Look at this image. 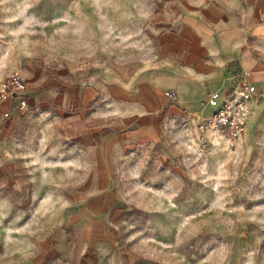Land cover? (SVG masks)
Here are the masks:
<instances>
[{"label":"rangeland","instance_id":"374dc122","mask_svg":"<svg viewBox=\"0 0 264 264\" xmlns=\"http://www.w3.org/2000/svg\"><path fill=\"white\" fill-rule=\"evenodd\" d=\"M180 13L178 0H0V264H264V97L241 138L207 142L173 101L120 144L103 136L120 118L58 109L69 89L107 95L158 65ZM14 77L25 91H8Z\"/></svg>","mask_w":264,"mask_h":264},{"label":"crops","instance_id":"0c3cea01","mask_svg":"<svg viewBox=\"0 0 264 264\" xmlns=\"http://www.w3.org/2000/svg\"><path fill=\"white\" fill-rule=\"evenodd\" d=\"M178 1L177 25L159 36L165 56L158 65L138 71L132 80L106 81L107 95L94 87H85L81 95L69 89L58 97V109L84 115L87 110L94 117L103 110L120 118L114 134H103L120 144V136L129 139L155 128L172 101L169 92H176L178 109L200 120L215 108L202 101L221 94L236 71L250 73L254 85L264 90V0ZM86 130L82 135L88 141L100 133L91 124ZM106 197L94 194L87 210L100 213Z\"/></svg>","mask_w":264,"mask_h":264},{"label":"built area","instance_id":"2783aa9c","mask_svg":"<svg viewBox=\"0 0 264 264\" xmlns=\"http://www.w3.org/2000/svg\"><path fill=\"white\" fill-rule=\"evenodd\" d=\"M233 76L229 86L221 94H212L210 100L202 101L203 105L210 101L215 106L211 114L201 118L198 123L204 142H207L210 131L233 140L241 138L255 105L264 97V90L254 85L250 73L240 70ZM6 83L11 93L26 90L23 80L18 77L8 78ZM168 97L177 101L176 92H169ZM2 98L3 95H0V99Z\"/></svg>","mask_w":264,"mask_h":264},{"label":"bare ground","instance_id":"6f19581e","mask_svg":"<svg viewBox=\"0 0 264 264\" xmlns=\"http://www.w3.org/2000/svg\"><path fill=\"white\" fill-rule=\"evenodd\" d=\"M260 103V102H259ZM259 103H258V105H259ZM258 105H256V106H258ZM255 112V111H254ZM254 114V113H253ZM254 116V115H253ZM253 118H252V116H251V119L249 120V123H250V121L252 120ZM254 121V120H253ZM250 125H251V123H250ZM250 128V127H249ZM251 129V128H250Z\"/></svg>","mask_w":264,"mask_h":264}]
</instances>
